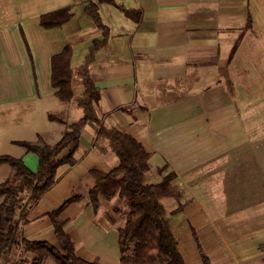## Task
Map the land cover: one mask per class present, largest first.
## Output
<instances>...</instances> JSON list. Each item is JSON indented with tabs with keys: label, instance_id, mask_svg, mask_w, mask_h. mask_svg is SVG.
<instances>
[{
	"label": "crops",
	"instance_id": "1",
	"mask_svg": "<svg viewBox=\"0 0 264 264\" xmlns=\"http://www.w3.org/2000/svg\"><path fill=\"white\" fill-rule=\"evenodd\" d=\"M113 1L0 0V154L21 157L35 171L38 156L18 142L41 135L53 144L64 124L50 114L66 123L83 116L76 71L104 39L85 12L93 2L108 31L89 66L101 92L96 111L105 127L128 132L151 154L147 183L175 174L180 200L162 203L186 263L203 264L202 250L210 264H264V75H247L264 62V0ZM64 6L73 7L69 20L40 24L42 14ZM66 46L70 102L56 96L51 79L52 56ZM98 131L93 122L82 129L74 164L57 168L55 184L29 208L21 231L58 247L52 220L59 218L79 257L120 264L115 210L123 202L101 198L95 211L88 199L96 183L91 171L109 172L119 161ZM11 173L1 164L0 182ZM71 195L80 199L63 206ZM34 257L19 250L2 261L29 264Z\"/></svg>",
	"mask_w": 264,
	"mask_h": 264
},
{
	"label": "trees",
	"instance_id": "2",
	"mask_svg": "<svg viewBox=\"0 0 264 264\" xmlns=\"http://www.w3.org/2000/svg\"><path fill=\"white\" fill-rule=\"evenodd\" d=\"M108 1L114 3L113 0ZM71 7L64 6L42 14L40 24L43 27L62 25L71 18ZM85 12L104 30V39L93 43L76 71L83 81V91L77 101L83 116L76 122L66 123L60 116L50 114V120L64 124L60 139L53 144L41 135L34 142H18L26 152L38 156L35 171L21 157L0 154V165L9 164L12 167L11 175L0 182V264H13L12 261L3 262L2 257L15 255L19 250L22 254H35L29 264H44L47 258H53L56 264H101L76 254L74 241L59 218L54 217L52 220L58 247L46 241L24 239L21 231V224L27 221L29 208L55 184L57 168L62 164H74L80 134L88 122L98 125V134L108 140L111 151L119 160L109 172L91 171L96 183L89 190L88 199L95 211L102 205L101 198L107 201L119 198L123 202L122 207L115 210L122 219L121 225L117 227L120 264H187L179 247V239L172 229L171 218L162 203L165 197L180 200L178 189L171 184L175 174H167L157 184L147 183L145 176L151 154L128 132L105 127L96 111L95 103L99 101L101 92L90 76L89 66L95 52L106 44L108 31L95 3L89 2ZM123 12L135 16L134 11L123 9ZM71 56L72 49L66 46L51 59L52 85L57 89L56 96L63 102H70L74 95ZM78 199L79 195H71L63 206ZM61 207L52 215L57 217ZM200 254L203 264H210L202 250Z\"/></svg>",
	"mask_w": 264,
	"mask_h": 264
},
{
	"label": "rangeland",
	"instance_id": "3",
	"mask_svg": "<svg viewBox=\"0 0 264 264\" xmlns=\"http://www.w3.org/2000/svg\"><path fill=\"white\" fill-rule=\"evenodd\" d=\"M73 7H71L72 9ZM263 21V20H260ZM259 27H262V24H258ZM264 53V52H262ZM260 61H257L256 66L253 65L252 68H247V70H249L250 72L247 73V75H252V76H257L259 74L264 75V62L259 63ZM22 116H24V114H21ZM53 141V140H51Z\"/></svg>",
	"mask_w": 264,
	"mask_h": 264
}]
</instances>
